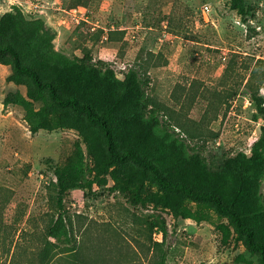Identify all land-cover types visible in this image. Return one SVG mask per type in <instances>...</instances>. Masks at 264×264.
<instances>
[{"label": "rangeland", "instance_id": "obj_1", "mask_svg": "<svg viewBox=\"0 0 264 264\" xmlns=\"http://www.w3.org/2000/svg\"><path fill=\"white\" fill-rule=\"evenodd\" d=\"M8 13L15 22L1 37L24 61L41 68L56 52L89 54L117 83L140 81L160 107L149 155L166 174L232 188L233 159L251 155L264 132L252 99L264 97V0H0V22ZM107 156L96 125L0 55V264L46 263L47 240L63 251L57 264L70 247L87 264H156L160 242L166 264H260L227 214L181 194L167 204L149 170ZM72 165L79 184L65 193L68 234L57 240L48 235L58 216L54 167L66 180Z\"/></svg>", "mask_w": 264, "mask_h": 264}, {"label": "trees", "instance_id": "obj_2", "mask_svg": "<svg viewBox=\"0 0 264 264\" xmlns=\"http://www.w3.org/2000/svg\"><path fill=\"white\" fill-rule=\"evenodd\" d=\"M14 22L11 13L4 15L0 22V55H9L14 70L28 76L38 88L45 89L56 106L82 113L98 127L107 147V164L133 162L149 170L154 181L164 190L167 204L169 194H181L212 204L219 213L229 216L248 249L257 253L260 264H264V201L260 194V178L264 172V132L253 144L251 155L239 152L233 159L235 184L229 191H224L217 183L204 188L197 187L190 182L185 172L173 178L161 168L160 161L149 155L151 149L153 152L155 150L151 145L152 128L158 124L160 107L150 99L140 81L132 79L117 83L110 73H103L92 63L89 54L82 59H71L56 52L52 55L53 62L44 61L41 68L28 63L22 59L20 49L13 42L4 41L1 37ZM252 99L264 113V97L253 94ZM143 114L149 115L146 127L140 122ZM70 167L66 180L67 169L54 167L58 177V216L49 226L48 235L57 240L68 234L63 223L66 216L65 193L79 184L76 181L79 178L78 166ZM200 169L206 181L213 180V174L207 171L205 165L200 166ZM155 223L157 230L166 237V227ZM55 244L47 240L43 248L44 264L58 263L59 254L63 251H53ZM157 245L160 256L156 264H166L169 251L162 247L163 242ZM78 253L76 247H70L65 253L68 255L66 259L59 262L87 264L78 260Z\"/></svg>", "mask_w": 264, "mask_h": 264}, {"label": "built area", "instance_id": "obj_3", "mask_svg": "<svg viewBox=\"0 0 264 264\" xmlns=\"http://www.w3.org/2000/svg\"><path fill=\"white\" fill-rule=\"evenodd\" d=\"M31 6H33L34 8H38L39 7L38 3H34V2H31Z\"/></svg>", "mask_w": 264, "mask_h": 264}]
</instances>
